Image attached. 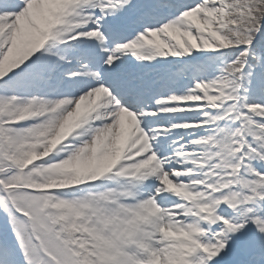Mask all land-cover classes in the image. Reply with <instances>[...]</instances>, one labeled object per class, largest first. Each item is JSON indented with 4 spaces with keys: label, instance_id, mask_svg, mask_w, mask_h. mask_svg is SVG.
Segmentation results:
<instances>
[{
    "label": "snow or ice",
    "instance_id": "obj_1",
    "mask_svg": "<svg viewBox=\"0 0 264 264\" xmlns=\"http://www.w3.org/2000/svg\"><path fill=\"white\" fill-rule=\"evenodd\" d=\"M0 264H264V0H0Z\"/></svg>",
    "mask_w": 264,
    "mask_h": 264
}]
</instances>
